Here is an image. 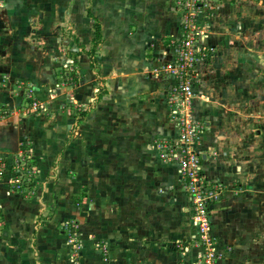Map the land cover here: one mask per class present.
Listing matches in <instances>:
<instances>
[{
    "label": "crops",
    "instance_id": "crops-1",
    "mask_svg": "<svg viewBox=\"0 0 264 264\" xmlns=\"http://www.w3.org/2000/svg\"><path fill=\"white\" fill-rule=\"evenodd\" d=\"M96 1L100 7H110L107 15H119L118 8L123 9L121 14L128 16L124 19V27H121L117 18H103L101 10L95 9L90 14L81 11L86 21L100 24L101 39L97 45L103 46L108 34L112 37L113 58L109 65L113 68L108 71L98 69L99 74L102 78L110 73L117 74L133 88L124 90L121 107L116 108L119 115L111 114L110 121H106L101 131L94 132V127L101 125L95 123L101 112H109L119 106L104 103L99 108L109 94H102L96 107L78 116L82 120L74 129L77 135L70 131L74 120L64 111L67 110L66 96L62 91L63 94L59 93L52 101L56 113L51 118L32 120L27 117L23 126L19 121L20 131L24 129L34 137L36 161L40 169L51 176L44 183V192L49 198L38 194L29 200L20 192L6 194L2 190L0 207L4 206V225L0 228V264H67L69 249L64 232L59 230V223L71 217L79 220L83 241L80 253L75 257L76 264H190L200 251L199 246L191 241L196 230L191 202L183 187L178 165L162 159L157 149L158 140H171L177 136V130L168 116L167 88L153 73L155 67L169 58L166 49L169 39H164L163 34L179 33L177 14L158 15L155 12L161 9L164 0H158L155 6L144 7L133 6L132 0H126L129 3L128 13L123 6L117 5L124 0ZM23 11L19 9V12ZM26 28L28 30L25 24L19 26L20 33L23 34ZM117 32L122 35L117 37ZM214 35L210 38L214 39ZM60 41L61 38L57 41L52 37V47L45 52L37 51L36 56L24 50L15 54L14 60L4 70L5 74L9 79L28 82L35 95L44 96L49 87V90L55 87L53 74L59 64L55 53L63 59L68 58L62 50L65 44ZM87 54L78 56L77 75L80 78L73 84L75 92L71 96L84 104L99 91L94 84L97 82L94 64L99 62L97 56ZM119 56L123 59L117 58ZM62 71L64 76L66 72ZM201 72L206 100L194 102V113L207 120L209 128L200 136L197 146L205 153L203 173L225 186L220 199L209 207L211 232L217 241V249L224 254L225 262L264 264V251L260 250L259 244L253 243L254 233L242 229L243 222L248 218L247 210L256 203L246 198L250 184L239 178L242 166L235 165L237 158L231 154L211 152L216 149L218 136L213 128L215 103L207 99L213 89L210 80L214 74L209 75V70L208 73ZM64 85H59L58 90L66 89L67 85ZM130 91L148 92V101L135 100ZM16 97L11 89L0 88V104L13 105L14 101H18ZM60 99V102L57 101ZM12 123L14 121L2 120L0 131ZM92 135L97 137V143L92 142L91 149L86 150L82 144L85 138ZM52 137L56 139L55 143L49 141ZM78 142L80 147L77 149L74 143ZM62 148L63 152H59ZM84 149L90 154L83 153ZM57 158L61 159L60 165L56 172H52V163ZM72 172L76 177L70 179L68 174ZM56 177L57 184L50 188ZM60 185H65V192L70 190L71 195L79 192V205L72 200L64 203L52 201L51 192L62 189ZM47 212L54 214L44 216ZM251 247L255 249L250 250ZM254 253L260 257H253ZM248 254L252 255L249 257Z\"/></svg>",
    "mask_w": 264,
    "mask_h": 264
},
{
    "label": "rangeland",
    "instance_id": "rangeland-1",
    "mask_svg": "<svg viewBox=\"0 0 264 264\" xmlns=\"http://www.w3.org/2000/svg\"><path fill=\"white\" fill-rule=\"evenodd\" d=\"M175 1L164 0L161 2V9L155 11L158 15H163V13L169 15L171 12L177 14L179 33L171 35L165 33L163 38L171 39V36H179L182 31L180 23L185 13L193 12L198 7L200 14L197 16V21H200L201 25H208L206 32L199 34L200 42L208 46L206 58L199 61L200 71L206 73L209 70V75L214 74L213 79L210 80L213 89L207 99L215 103L216 117L213 118V128L218 136L216 149L211 152L231 154L237 158L235 165L242 166L239 178L242 182L250 184L249 195L246 198L256 202L253 208L250 207L247 210L248 218L243 222L242 229H246L248 233H254L253 243L259 244L260 250L264 251V0H184V5L177 4ZM158 3V0L131 1V5L139 7L150 4L155 6ZM97 4L96 0H0V88L11 89L18 98L13 105L0 104V122L2 120L14 121L0 131V160L5 163L8 176L0 179V195L3 190L6 194L20 192L24 194V198L29 200L38 194L45 199L49 198V195L44 192V183L51 176L43 173L36 161L34 137L24 129L20 131L19 127L21 124L23 126L24 119L27 117L32 120L51 118L53 113H56L52 101L56 100L59 93L64 92L67 108L64 111L74 120L70 131L72 130V134L77 135L78 132L75 133L74 129L82 120L79 118L82 112H89V109L96 107L102 94H109L108 99L102 101L99 108H102L104 103H109L110 106L119 104V106L109 112L105 110L101 112V117L95 121L101 125L94 127V132L101 131L106 126V121H110L111 114L119 115L116 108L121 107L120 102L125 98L124 90L129 87L133 88L117 74L110 73L105 78L99 74L98 69L108 71L113 68L109 65L110 59L113 58L111 54L112 37L110 38L111 34H108L103 46L101 44L94 46V21H86L81 11L90 14L95 9L101 10L103 18L109 20V17H115L119 20L121 27H124V19L128 16L121 14L123 9L118 8L116 11L120 13L119 15H107L106 11H109L110 7L107 6L105 9ZM127 4L129 3L124 0L117 5L124 7L128 13ZM192 8L193 11H190ZM19 9L24 11L19 12ZM47 18H49V25H47ZM22 24L28 26V30L26 28L23 34L19 29ZM213 33L215 34L214 39L210 38ZM115 35L120 37L122 34L117 32ZM52 37L57 41L61 38L60 43L65 44L62 50L69 59H63L55 53V60L59 61L53 74L56 79L55 87L52 86L51 90L49 87L44 96H38L32 91L28 82L19 81L16 78L9 79L4 70H7L6 67H9L14 60L15 54H20L23 50L34 56L37 51L49 50L52 47ZM75 44L78 46L75 47ZM70 48L73 49L70 50ZM85 52L88 56H97L99 63L97 65L95 61L94 64L97 82L94 84L99 91L84 104L71 97L74 96L75 88L70 76H72V69L76 75L78 74V56ZM117 58L123 59L122 56ZM62 69L68 73L67 78L62 76L64 74L63 71L61 72ZM63 83L64 86L67 85L66 89L58 90L59 85ZM130 94L135 95L133 96L135 100L148 101L149 98L148 92L145 91L140 93L130 91ZM57 101L60 102L61 99ZM49 141L55 143L56 139L52 137ZM92 142L97 143V137L94 135L85 138L82 145L87 148L86 150H90ZM74 145L78 149L79 142ZM86 150L84 149L83 153L90 154ZM59 152H63V148ZM15 159L18 160L19 170L9 169L10 164H15ZM60 160V158L54 160L52 172L60 165ZM68 177L73 179L76 174L69 173ZM239 178L237 177V181ZM10 179L19 180V184L12 183ZM57 181L56 177V180L50 183L52 184L50 188H53ZM221 184L223 193L225 186ZM60 186L62 189L51 192L52 201L56 203L60 200L59 202L64 203L66 200H72L79 205V192L77 191L74 196L71 195L70 190L65 192L63 188L65 185ZM183 187L185 189L184 182ZM1 206L0 209L3 210L4 206ZM53 214L47 212L44 216ZM3 225L4 223L2 224L0 220V228ZM59 230L64 232L69 249L67 264H76L77 258L75 257L79 255L83 242L80 222L72 217L67 218L59 223ZM255 248L258 247L255 246ZM255 248L251 247L250 250ZM242 255L244 257V254ZM251 255L248 254L249 257ZM252 256L260 257L257 253Z\"/></svg>",
    "mask_w": 264,
    "mask_h": 264
},
{
    "label": "built area",
    "instance_id": "built-area-1",
    "mask_svg": "<svg viewBox=\"0 0 264 264\" xmlns=\"http://www.w3.org/2000/svg\"><path fill=\"white\" fill-rule=\"evenodd\" d=\"M175 2L185 3L184 0ZM197 9L193 11L192 8L190 11L193 12L185 13L180 23V35L171 36L168 40L166 49L169 58L153 69V73L160 77L167 88L168 116L177 130L175 139L158 140L157 149L162 159L177 163L191 202L196 230L191 241L199 246L200 251L190 264H229L225 262L224 254L217 249L209 219V207L220 199L223 186L203 173L205 153L197 146L200 136L209 128V122L194 113V102L206 100L199 61L206 58L208 50V46L202 44L199 38V34L206 32L208 25L199 24L197 16L200 13ZM14 162L9 169L19 170L18 160ZM6 172L5 163L0 160V179L8 177ZM10 181L19 184L17 179Z\"/></svg>",
    "mask_w": 264,
    "mask_h": 264
},
{
    "label": "trees",
    "instance_id": "trees-1",
    "mask_svg": "<svg viewBox=\"0 0 264 264\" xmlns=\"http://www.w3.org/2000/svg\"><path fill=\"white\" fill-rule=\"evenodd\" d=\"M93 29H94L93 44H94V46H96L97 43L101 39V28H100V24L97 21H94ZM64 71H66V70H64ZM67 74L68 73L66 72L64 76H67ZM71 75L72 76H70V78L72 80V83L73 84L77 83L79 78H80V76L76 75L73 69H72ZM0 220L3 221V214H2V210L1 209H0Z\"/></svg>",
    "mask_w": 264,
    "mask_h": 264
}]
</instances>
